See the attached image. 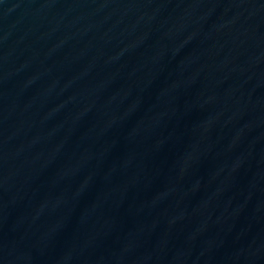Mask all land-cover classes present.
<instances>
[{
    "label": "water",
    "instance_id": "95a60500",
    "mask_svg": "<svg viewBox=\"0 0 264 264\" xmlns=\"http://www.w3.org/2000/svg\"><path fill=\"white\" fill-rule=\"evenodd\" d=\"M0 264H264V0H0Z\"/></svg>",
    "mask_w": 264,
    "mask_h": 264
}]
</instances>
